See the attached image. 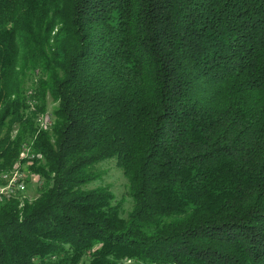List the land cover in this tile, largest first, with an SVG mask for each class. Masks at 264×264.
I'll return each instance as SVG.
<instances>
[{
  "label": "trees",
  "instance_id": "obj_1",
  "mask_svg": "<svg viewBox=\"0 0 264 264\" xmlns=\"http://www.w3.org/2000/svg\"><path fill=\"white\" fill-rule=\"evenodd\" d=\"M111 161L126 215L88 189ZM18 164L0 264H264V0H0V186Z\"/></svg>",
  "mask_w": 264,
  "mask_h": 264
},
{
  "label": "rangeland",
  "instance_id": "obj_2",
  "mask_svg": "<svg viewBox=\"0 0 264 264\" xmlns=\"http://www.w3.org/2000/svg\"><path fill=\"white\" fill-rule=\"evenodd\" d=\"M55 105L49 102L48 114L52 116ZM20 168V165H16L15 168ZM22 171L26 176V191L24 192L25 198L33 200L38 195V188L41 185V180L37 175H33L29 171V166H24ZM96 171L101 175V180L88 187V189H96L98 187H109L115 194L117 200H124L123 210L126 215L132 208V201L128 198V182L125 179L121 170L116 166V163L111 161L104 163L97 167ZM3 175V174H2Z\"/></svg>",
  "mask_w": 264,
  "mask_h": 264
},
{
  "label": "built area",
  "instance_id": "obj_3",
  "mask_svg": "<svg viewBox=\"0 0 264 264\" xmlns=\"http://www.w3.org/2000/svg\"><path fill=\"white\" fill-rule=\"evenodd\" d=\"M47 115H40L35 119V127L38 128L39 131H46L51 127V124H48ZM21 159H27L28 164H31L33 159H35V155L32 153L29 145L25 144L23 146V153L21 155ZM2 181V180H1ZM3 184L0 186V197L1 196H17L23 197L24 192L26 191V176L25 173L21 170V168H17L15 172H13L12 180L2 181Z\"/></svg>",
  "mask_w": 264,
  "mask_h": 264
},
{
  "label": "bare ground",
  "instance_id": "obj_4",
  "mask_svg": "<svg viewBox=\"0 0 264 264\" xmlns=\"http://www.w3.org/2000/svg\"><path fill=\"white\" fill-rule=\"evenodd\" d=\"M12 177H13V172L12 173H9V174H5L3 176V180L4 181H9V180H12ZM1 197H8V198H10L11 196H1Z\"/></svg>",
  "mask_w": 264,
  "mask_h": 264
}]
</instances>
